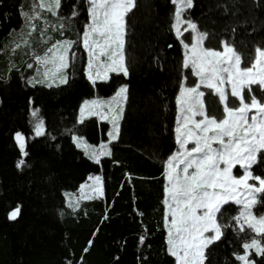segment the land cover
Segmentation results:
<instances>
[{
    "label": "trees",
    "instance_id": "16d2710c",
    "mask_svg": "<svg viewBox=\"0 0 264 264\" xmlns=\"http://www.w3.org/2000/svg\"><path fill=\"white\" fill-rule=\"evenodd\" d=\"M32 1L0 0V264H175L166 246L165 165L177 146L180 84L184 78L190 85L192 77L172 29V0H135L125 17L128 74L112 73L95 84L86 76L81 45L87 2L61 0L58 14L47 18L59 23L47 30L49 42L73 45L64 71L67 82L51 86L36 77L34 57L48 46L39 38V27L24 39L23 13H30ZM182 18L205 34V49L228 44L250 61L254 49L264 47V0H191ZM13 42L16 49L10 53ZM122 86L127 92L115 140L107 138L106 121L77 120L82 102L111 97ZM251 87L257 97L264 96V86ZM243 94L249 95L246 89ZM41 122L43 134L34 136ZM17 133L27 155L14 141ZM73 136L95 147L106 145L110 155L91 160L76 148ZM262 157L264 151L251 172L264 178ZM20 160L24 164L18 167ZM91 174L100 176L101 196L68 207L65 194L75 193ZM256 197L264 199V193ZM17 208L16 219L8 220ZM252 212L264 213V206L257 203ZM237 215L236 205L221 206L217 222L227 227L205 248L203 264H240L237 255L244 254L245 242L254 238L264 245L263 234L244 225L239 230ZM247 260L264 264V254L249 251Z\"/></svg>",
    "mask_w": 264,
    "mask_h": 264
},
{
    "label": "snow or ice",
    "instance_id": "6c2138e0",
    "mask_svg": "<svg viewBox=\"0 0 264 264\" xmlns=\"http://www.w3.org/2000/svg\"><path fill=\"white\" fill-rule=\"evenodd\" d=\"M89 13V23L83 33V45L88 52V78L95 84L96 79H106L108 72H123L125 76L128 70L124 64L125 44V17L135 7V0H86ZM177 4L175 12L177 36L181 35L180 22L182 12L191 7V0H173ZM61 0H36L32 6V14L24 12L27 22L39 18L36 10H46L52 15H57ZM78 13L74 10L72 15ZM188 28L196 32V25L188 22ZM35 31V27L32 28ZM205 34L197 33L195 43H184L185 58L183 66L191 67L193 73L200 77V84L185 86L181 84L180 94L177 98L180 115L177 118L176 139L180 150L167 160L166 187L167 197L164 201L170 221L166 219L168 226L169 252L175 257L177 264H203L204 250L215 240L220 239L222 229L227 227L217 222V213L221 212V205L229 199H235L236 203L243 205V210L238 216L233 217L239 223L241 220L249 229L257 234L264 232V213H253L252 206L260 203L264 206V199L258 200L256 193H264V178L253 175L252 164L256 162L257 154L264 151V96L257 97L251 85L264 86V47H256L255 55L247 60L243 53L224 44V51L205 49L202 42ZM27 43V42H25ZM72 41H62L48 49L51 56L37 57V63L45 65L51 63L53 68L49 70L55 77L57 73L61 83L67 82V76L63 71L69 67V51ZM106 57V62L100 67L104 68L101 75L99 70L93 75L94 61L99 57ZM75 58L73 54L71 59ZM245 63L247 66L241 67ZM31 67V65H29ZM45 73V76L49 74ZM231 85V96L239 98V106L232 107L228 104V95L225 89L220 87L224 84ZM200 85L215 88L219 100L224 105V115L217 118L208 115L205 103L202 99L204 93L198 91ZM51 86V85H49ZM247 88V98L243 90ZM126 87H120L115 96L108 103L119 104L121 98H126ZM103 102L85 101L81 108V122L85 111H92L102 107ZM253 109L256 111L248 117ZM112 111V108H109ZM33 116L37 113L34 111ZM92 114H96L92 111ZM203 117L195 120L193 117ZM106 118V117H102ZM117 117L113 116L112 123L114 133H110V140L116 139L118 126ZM191 125V126H190ZM211 132L212 135H208ZM36 134H43L42 122L36 125ZM227 137V139H225ZM16 139L24 155V138L20 133ZM194 147L187 148L189 143ZM220 145L214 148L213 143ZM77 143H81L79 140ZM106 148V145H101ZM102 154H109L102 153ZM264 159V157H262ZM99 160L97 159V163ZM24 164L18 161V167ZM237 164L244 169V175L236 178L232 175V168ZM221 165H224L222 168ZM192 170V171H190ZM99 181V177L95 178ZM249 179H254L259 186L250 185ZM243 187L245 199H237L235 194ZM219 189V191H216ZM19 213L17 208L10 213V218L15 219ZM244 231V226H240ZM214 233L205 236V233ZM258 245L256 239L245 242L244 255H237V259L247 261V250ZM257 254H264V247H257Z\"/></svg>",
    "mask_w": 264,
    "mask_h": 264
},
{
    "label": "rangeland",
    "instance_id": "374dc122",
    "mask_svg": "<svg viewBox=\"0 0 264 264\" xmlns=\"http://www.w3.org/2000/svg\"><path fill=\"white\" fill-rule=\"evenodd\" d=\"M35 2H36V0H33L32 1V6H33V4ZM172 2H173V0H172ZM173 5H174V13H173L172 29H173V32H174L176 38L178 39L179 43L181 44L182 54H183V61H184L185 51H186L185 48H184V43H189V44L195 43L196 42L195 38H196L197 33H201V32H199L197 29H196V32H193L191 29H189L188 28V22H186V20H184L182 18V16H181V22H180V25H179L181 35L178 37L177 36V32H176V28L173 27L176 24L175 12H176V9H177V4H174L173 3ZM32 6H31V10H30V13L29 14H32ZM88 7H89V5L87 4V17H88L87 24L90 22L89 21ZM36 14L38 15L39 18H34V19H32L30 21V23L29 22L27 23V30H26L24 39H26L27 37H29L30 34L33 32V30H32L33 26L35 28L38 26L39 27V30H38L39 31V38H40V40L43 43H48V46H46L45 49H44V51H43V53L40 56H37V57H44L45 55L51 56V53H48V49L50 47H52L54 44H57L58 42L65 41V40H61V41L52 42V43L49 42V40L51 39V37H50V33L47 30L54 31L57 28V26H59V23L50 22V20H48L47 18L52 17L54 15H52L50 12H48L46 10L37 9L36 10ZM84 31H85V29H84ZM182 41L184 43H182ZM81 45L84 48V50L86 52V55H87L86 76L88 78V71H89L88 70V61H89V56H88L87 50L85 49V47L83 45V35L81 37ZM202 47L204 48L203 42H202ZM8 49H9V52L10 53L14 49H16V42L9 43ZM217 51L223 52L224 51V44H222L221 47H220V49L217 50ZM37 57H34V61H35L36 67H37L36 68L37 69L36 77H38V79L41 80L42 82H44L46 85L63 84V83L60 82V79L58 78L61 75L60 73H57L56 76L54 77L51 74V72H49V70L53 68V65L51 63H49L47 65H45L43 63H37ZM183 61H182V64H183ZM105 62H106V57H103V56L99 57L98 60H95L94 61L95 67L92 70L94 77H95V73H96L97 70H99V72L101 73V75H103L104 68L103 67H100V65L103 64V63H105ZM187 69H188L189 73L191 74L192 83L190 85L187 84L184 81V78H183V80L181 81V84L184 83L185 86H195L197 84H200V77H198L197 75H195L193 73V70H192V67H191V63L189 64V67H187ZM64 71H63V75H65L64 74ZM46 72H49V74L47 76H45V73ZM112 73H122V74H124L123 72H108L106 79H99V78H97L96 79V82L97 81L98 82L99 81H106L108 79V76L110 74H112ZM181 84H180V88H181ZM251 86H258V88H260V89L263 88V86L257 85V84H253ZM220 87L224 88L225 89V92H226V95H228V104H229V106L238 107L239 106V98L232 97L231 96V94H230L231 93V85L226 83L224 85H220ZM245 89L247 90V88H245ZM198 91H201V92L204 93V96L202 97V99H203V101L205 103V109H206V112H207L208 115H214L217 118H218V115L220 113H222V116L224 115V112H223L224 105L219 100V96L216 93L215 88H208V87H205L204 85H200ZM179 94H180V89H179V93H178L177 98L179 97ZM206 94H209L210 96H214L217 103L210 96H207ZM111 97H108V98H105V99L104 98H96V97H93L91 99L85 100V101H89V102L90 101H93V100L103 102V106L102 107L95 108L92 111H94L96 113V114H93V115L98 120H107L108 121L107 123L109 124V129H108V133H107V138L109 140H110L109 134L110 133H114L113 123H112L113 116H115V117L118 118L115 121V123H116L117 126H119V122H120V119H121V115L118 117V112H115V110H114V108L116 107V105L118 106V104H112V105H110L108 103L109 101L112 100ZM122 99L123 98H121V101L119 103L120 106L122 104ZM85 101L83 103H85ZM176 105H177V118H178V116L180 115V113H179V106L177 104V100H176ZM82 106H81V108H82ZM110 107L112 108V111L111 112L109 111V108ZM81 108H80L79 114L77 115V120L78 121H81ZM92 111H87L86 110L85 113H84V118L83 119H85V118L89 117L90 115H92ZM255 111L256 110L253 109L251 112H249L248 113V117L250 118L251 115H252V113L255 112ZM102 117H106V118H102ZM193 119H195V120L198 121V120L203 119V117L195 116V117H193ZM174 133H175V138H176V131ZM33 134H34V136H38L36 134V128H35ZM208 135H212V133L209 132ZM116 137H117V133H116ZM13 138H14V141L16 142V145L18 146L19 150L21 151L20 145H19V143H18V141L16 139V134L14 135ZM225 139H227V137H225ZM78 140L81 143L78 144L77 143ZM110 141H112V140H110ZM72 142L76 146V148H78L79 150H81L88 158H91V160H97L100 157L101 150L98 149L95 146L89 145L83 139H81L79 137H76V136H73L72 137ZM176 143H177V139H176ZM212 146L214 148H219L220 147V145L217 144V143H215V142L213 143ZM186 147L190 149V148L194 147V144L190 142ZM179 150H180V146L177 143L176 150L174 151V153L172 155L176 154ZM221 167L223 168L224 165H221ZM190 171H192V170H190ZM166 172H167V164L165 165L164 201H165V199L167 197L166 187L168 186V180L166 179ZM232 175L234 177H236V178H239L240 176H243L244 175V169L241 168L239 164H237L236 166H234L232 168ZM96 177H99L100 178L99 174H91V175H89L86 178L85 182L80 185V187L78 188V190L75 193H66L65 196H64L65 197V203H66V205L68 207H73L80 200L88 199V198H91V197H99V196H101V193H102V191H101V180L99 179V181H97L95 179ZM248 183L250 185L255 184L256 186H259L258 185V182H256L254 179H249L248 180ZM216 191H219V189H217ZM243 193H244V189L241 186L240 189H239V191L235 194L236 198L237 199H245L246 197L243 195ZM257 194L258 193H256L255 195L257 196ZM227 203H232V204H234V205H236L238 207V215L243 210V205L236 203V200L235 199H229ZM164 207H165V209H164L165 210V219H164V222H165V228H166V236H167V239H168V226L166 225V219L170 221L171 217L168 215V209H167L165 203H164ZM251 210H252V208H251ZM238 225L247 226V224L244 222V220H241L238 223ZM251 231L254 234H256V235H259L254 230L251 229ZM213 234L214 233L208 232V233H205V236H211ZM260 234H263L264 235V232H261ZM257 247H264V245H262L258 241V245L255 246V247L249 248L247 250V253L249 251H252V252H254V253L257 254V250H256ZM168 249H169V246H168ZM244 254H245V249H244ZM244 254H242V255H244ZM174 260H175V264H177V261H176L175 257H174ZM239 263L240 264H245V262L244 261H241V260H239ZM248 264H252V263L248 261Z\"/></svg>",
    "mask_w": 264,
    "mask_h": 264
},
{
    "label": "crops",
    "instance_id": "0c3cea01",
    "mask_svg": "<svg viewBox=\"0 0 264 264\" xmlns=\"http://www.w3.org/2000/svg\"><path fill=\"white\" fill-rule=\"evenodd\" d=\"M86 71V70H85ZM118 91V90H117ZM116 91V92H117ZM115 92V93H116ZM115 96V94L111 97V98H113ZM123 101H124V98L122 99V104H123ZM108 104V103H107ZM106 104V105H107ZM122 104H121V106L118 104V106L116 105V107L114 108V110H115V112H118V117L120 116V113H121V109H122ZM82 105H84V103L82 102L81 103V105H80V107H79V109H78V114H79V111H80V108H81V106ZM108 108V107H107ZM90 116H93L94 117V115L92 114V115H90ZM96 118V117H95ZM97 119V118H96ZM118 119V118H117ZM98 120V119H97ZM98 121H106V122H108L107 120H98ZM176 127H177V113H176V121H175V129H176ZM174 136H175V133H174ZM175 141H176V138H175ZM101 145H103V144H99L98 146H97V148L98 149H100L101 150V154H100V156L101 155H104V154H102V153H106V150H105V148L104 149H102L101 148ZM174 153V152H173ZM172 153V154H173ZM169 159V158H168ZM165 231H166V228H165ZM168 244H167V236H166V246H167ZM167 250H168V246H167ZM168 252H169V250H168ZM169 254H170V252H169ZM171 255V254H170ZM172 256V255H171ZM173 257V256H172ZM174 258V257H173Z\"/></svg>",
    "mask_w": 264,
    "mask_h": 264
},
{
    "label": "water",
    "instance_id": "95a60500",
    "mask_svg": "<svg viewBox=\"0 0 264 264\" xmlns=\"http://www.w3.org/2000/svg\"><path fill=\"white\" fill-rule=\"evenodd\" d=\"M15 210H16V209H15ZM15 210H12L10 213H12V212L15 211ZM10 213H9L8 216H7L8 220H10V221L15 220L16 218H15V219H11V218H10ZM16 217H17V216H16Z\"/></svg>",
    "mask_w": 264,
    "mask_h": 264
}]
</instances>
